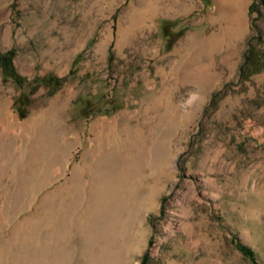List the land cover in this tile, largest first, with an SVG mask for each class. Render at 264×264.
I'll return each instance as SVG.
<instances>
[{
	"label": "rangeland",
	"instance_id": "1",
	"mask_svg": "<svg viewBox=\"0 0 264 264\" xmlns=\"http://www.w3.org/2000/svg\"><path fill=\"white\" fill-rule=\"evenodd\" d=\"M252 1L0 0V51L28 80L0 62V264H264V55L241 72L264 50ZM71 235L79 249L45 253Z\"/></svg>",
	"mask_w": 264,
	"mask_h": 264
},
{
	"label": "trees",
	"instance_id": "2",
	"mask_svg": "<svg viewBox=\"0 0 264 264\" xmlns=\"http://www.w3.org/2000/svg\"><path fill=\"white\" fill-rule=\"evenodd\" d=\"M254 10H256V0H253L250 4V13H253ZM16 55V49L15 47H11L5 51H0V62L1 65L4 68V74L6 78H10L16 82L19 88H24L28 80H26L25 77L20 75L14 64V56ZM261 55H264V50H261L260 53H257L253 50L247 49L244 54V62L243 65H241V72L243 75H249L253 71L258 70L257 65L259 64V58ZM114 56L113 51L110 49L108 52V58L112 59ZM262 67H264V61L261 63ZM50 79L54 83H58V86L62 85L64 81L66 80V77L64 76H50ZM44 78L42 79V81ZM40 84V81H37L36 84L34 85V89L38 87ZM33 89V90H34ZM30 93H27L25 91H22L21 94L16 98L15 100V108L18 111L19 115L25 116L28 112V109L26 105L29 103L30 99ZM238 246L239 248L248 256H251L255 261V253L254 250L251 246L238 241ZM142 264H148V261L144 259Z\"/></svg>",
	"mask_w": 264,
	"mask_h": 264
},
{
	"label": "bare ground",
	"instance_id": "3",
	"mask_svg": "<svg viewBox=\"0 0 264 264\" xmlns=\"http://www.w3.org/2000/svg\"><path fill=\"white\" fill-rule=\"evenodd\" d=\"M191 1V3H187V5L186 6H188V8L190 7V5H193V4H195V0H190ZM193 3V4H192ZM242 5V4H241ZM185 6V7H186ZM238 6V5H237ZM243 8V7H242ZM233 22H235L236 23V26H235V28L233 27H231V26H229L228 27V31L227 32H229V34L232 36V37H235V38H238L241 34H242V32H243V30H244V25H245V15H244V13L242 14V15H240L239 13L236 15V16H234V18H233ZM232 28V29H231ZM221 35H222V32L221 31H214V32H212V33H210V34H206L205 35V37L202 39L203 40V42H205V41H212V42H214L215 40L217 41V40H219L220 39V37H221ZM223 36V35H222ZM240 38V37H239ZM193 41H195L194 40V38H193ZM102 146H103V144H102ZM114 147V146H113ZM105 149V148H104ZM118 149V148H117ZM115 150V149H114ZM113 150V151H114ZM110 151V150H109ZM112 151V150H111ZM105 152H106V150H105ZM117 152H118V150H117ZM120 152V151H119ZM118 152V153H119ZM100 153V152H99ZM117 153V154H118ZM110 155H107V156H109V159L110 158H113L114 157V155H112L111 154V152L109 153ZM115 154V153H114ZM118 156V155H117ZM96 157V156H95ZM99 157V156H98ZM119 157H121V155L119 156ZM98 159V158H97ZM115 159V158H114ZM117 162V161H116ZM109 163V162H108ZM112 163H113V161H112ZM106 164V163H105ZM86 166V165H85ZM95 166V165H94ZM99 166V165H98ZM104 166V165H103ZM87 168L89 169V173H93V177L95 178V176H96V173L97 172H95L94 173V170H92V168H91V166L90 165H87ZM105 169V168H104ZM96 171V170H95ZM76 176V175H75ZM91 176V175H90ZM92 177V176H91ZM75 179L76 180H78L77 179V176L75 177ZM63 261V260H62ZM63 263V262H62ZM61 263V264H62Z\"/></svg>",
	"mask_w": 264,
	"mask_h": 264
},
{
	"label": "crops",
	"instance_id": "4",
	"mask_svg": "<svg viewBox=\"0 0 264 264\" xmlns=\"http://www.w3.org/2000/svg\"><path fill=\"white\" fill-rule=\"evenodd\" d=\"M72 237V238H71ZM59 241V239H54V240H51V243H49V245H48V248H45V247H43V248H45L46 250L45 251H47V252H45V253H47V255L49 256V253L51 252V250H53V248L56 246H58V248H59V251L60 252H64L65 253V246H68V248L70 249V250H77V249H79V247H80V245H81V243L78 241V239H77V237H75V236H73V235H71L70 236V239H69V241L67 242V243H56L55 244V242L54 241ZM42 246H44L43 244H41ZM44 250V249H43ZM75 253V252H74ZM71 255H73V253H71ZM50 257V256H49ZM73 262H74V259L73 258H71L70 257V260H67V262L66 261H64V264H73ZM39 264H44V260L43 259H41V260H39V262H38Z\"/></svg>",
	"mask_w": 264,
	"mask_h": 264
}]
</instances>
